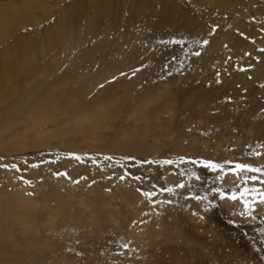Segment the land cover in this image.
<instances>
[{"label":"rangeland","instance_id":"obj_1","mask_svg":"<svg viewBox=\"0 0 264 264\" xmlns=\"http://www.w3.org/2000/svg\"><path fill=\"white\" fill-rule=\"evenodd\" d=\"M51 7L0 44V264H264V0Z\"/></svg>","mask_w":264,"mask_h":264},{"label":"bare ground","instance_id":"obj_2","mask_svg":"<svg viewBox=\"0 0 264 264\" xmlns=\"http://www.w3.org/2000/svg\"><path fill=\"white\" fill-rule=\"evenodd\" d=\"M55 1H58L59 3L64 2L65 0H0V44L3 43L4 41H6L9 37H11L15 32L21 30V32L26 33V31L29 30V28L33 27V25H38L44 22H49L48 20L51 18L52 14H53V10L51 9L53 3H55ZM79 1V0H78ZM101 1V0H98ZM207 2L210 3H214V4H220L222 6H232V5H236L237 3H241L242 1H246V4L249 6L251 4H255L258 3L259 0H205ZM75 3V1H74ZM80 3V2H78ZM260 3H262V0H260ZM77 4V2L75 3ZM76 6V5H75ZM260 6V5H259ZM78 8V7H76ZM84 8V7H83ZM41 11L42 15L39 16L37 15V12ZM77 11V10H76ZM78 12V11H77ZM75 14V12H74ZM256 15H258L260 18L261 16H263L264 14V8L262 10L257 9L255 11ZM83 15V14H82ZM79 16V15H78ZM45 24V23H44ZM49 28L48 30L50 31V33L54 30V28L51 26V24H48ZM60 26L62 28H65L66 25L64 23L60 24ZM61 29V28H60ZM30 33V31L28 32ZM52 36L56 39L59 40L60 42L57 43H63V40L61 38V36H58L56 34H52ZM20 42V41H19ZM21 43V42H20ZM24 44V43H23ZM59 46V45H58ZM26 48V47H25ZM12 48H10L11 51ZM6 50V48H5ZM3 51V50H2ZM62 51V50H61ZM5 52V51H4ZM30 53V52H29ZM31 56L33 55V52L31 51ZM4 64H6V61L4 62ZM8 64L14 65V61H10V59L8 60ZM40 64V63H39ZM13 69V68H12ZM11 71V70H10ZM1 77V76H0ZM62 83V82H61ZM3 84V82L0 79V85ZM57 87V86H56ZM54 86V88H56ZM15 92V91H14ZM60 92V91H59ZM47 95V94H46ZM47 99V98H46ZM44 99L40 100L39 103H37L35 106H33V108L28 111V114L30 113H34V111H36L38 105L43 102ZM18 101V100H17ZM43 104V103H42ZM46 104V103H45ZM41 106V105H40ZM43 106V105H42ZM55 106V105H54ZM47 107V106H46ZM53 107V105H52ZM20 109V108H19ZM57 109V108H56ZM98 109V108H97ZM48 112V111H47ZM52 113V112H51ZM55 113V112H54ZM93 112H88V113H84L81 117H77V120H81L83 118H87L89 117L88 115L92 114ZM31 114V115H32ZM36 114V113H35ZM44 114V113H43ZM42 114V115H43ZM48 114V113H47ZM59 114V113H58ZM95 114V113H94ZM30 115V116H31ZM38 115V114H37ZM53 115V114H52ZM56 115V114H55ZM53 115L49 121H56V123H58V119L57 117ZM35 116V115H34ZM40 117V115H39ZM46 117V116H45ZM92 117L98 121L99 118L97 115H92ZM33 118V117H30ZM48 118V117H46ZM90 118V117H89ZM43 119V118H42ZM27 120V118H26ZM29 120V119H28ZM35 120V119H33ZM40 120V119H39ZM91 120V118H90ZM30 122V121H28ZM35 122V121H34ZM13 123V122H12ZM20 123V122H19ZM31 124V123H30ZM33 124V123H32ZM35 125V124H34ZM40 125V124H39ZM9 127V126H8ZM14 127V126H13ZM6 128V127H4ZM11 129V128H10ZM61 130V129H60ZM2 131V130H0ZM4 131V130H3ZM9 131V129H8ZM11 131V130H10ZM44 131V130H42ZM42 131H37V135L38 138L43 141L44 138L43 137V132ZM64 133V132H63ZM62 133V134H63ZM61 134V133H60ZM15 135V134H14ZM63 136V135H62ZM17 137V135L15 136ZM20 198V197H19ZM29 199V198H28ZM7 200V199H6ZM15 200V199H14ZM19 200V199H18ZM18 202V201H17ZM10 203V202H9ZM39 203L36 204V206H34L35 208H37ZM35 205V204H34ZM17 206V205H16ZM30 207L27 206V208ZM2 208V206H1ZM8 208V207H7ZM33 208V207H32ZM39 208V207H38ZM7 210V209H6ZM36 210V209H35ZM34 211V210H33ZM19 212V211H18ZM58 212V211H57ZM50 213V212H49ZM1 214V213H0ZM35 214V213H34ZM52 215V214H51ZM19 216V215H18ZM20 217V216H19ZM35 218V217H34ZM10 221V220H9ZM43 224V223H42ZM4 235V234H3Z\"/></svg>","mask_w":264,"mask_h":264},{"label":"snow or ice","instance_id":"obj_3","mask_svg":"<svg viewBox=\"0 0 264 264\" xmlns=\"http://www.w3.org/2000/svg\"><path fill=\"white\" fill-rule=\"evenodd\" d=\"M214 30H215V29H213V31H214ZM208 43H209L208 40H204V41H203V44H205V45H207ZM261 51H264V49H261ZM196 55L198 56V55H200V53L197 52ZM241 70H246V69L242 68ZM69 155L74 156L75 159H76L77 161H80V162L83 161V158H82L81 156H79L78 154L70 153ZM105 159H106V160H111L112 158H111V157H105ZM129 159H134V158H129ZM143 162H146V161H143ZM162 163H163V164H172L173 161H172V160H164ZM202 163H203L206 167H209V168H211V169H222V168H223L222 165L217 164V163H214V162L211 161V160H205V161H202ZM0 167H5V168H7V167H9V165L4 164V165H0ZM11 167H16V166H15V165H12ZM32 167H34V168H35V167H39V165H38V164H34V165H32ZM236 170H250V171H253V172H259V171H261V169H258V168H252L251 165H249V164H244V163H237V164L235 165V168H234L232 171L235 172ZM57 174L59 175L60 173H57ZM64 175H66V173H64ZM125 175H130V173H126ZM125 175H122V176L120 177V179H121V180H124V179H125ZM21 179H23V177H21ZM134 179L139 180V179H141V177H135ZM252 179H253V180H256L257 177H256V176H253ZM178 187L183 188L184 185H178ZM138 190H139V189H138ZM161 190H162V191H172V189H170V188H162ZM143 195L146 196V197L151 198V197H153V196L155 195V193H154V192H143ZM222 195H223V193H222ZM196 199H200V197H196ZM231 199H232V200H235V199H236V195L233 194V195L231 196ZM261 203H264V195H262Z\"/></svg>","mask_w":264,"mask_h":264}]
</instances>
